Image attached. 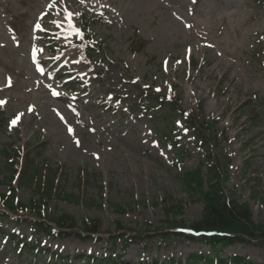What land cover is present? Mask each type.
I'll use <instances>...</instances> for the list:
<instances>
[{
  "label": "rangeland",
  "instance_id": "374dc122",
  "mask_svg": "<svg viewBox=\"0 0 264 264\" xmlns=\"http://www.w3.org/2000/svg\"><path fill=\"white\" fill-rule=\"evenodd\" d=\"M84 24L89 61L77 47L75 31ZM132 40H143L145 50L131 51ZM263 51L264 0H0V194L13 188L15 202L38 199L5 166V153L15 157L34 144L36 161L62 170V192L40 202L42 215L65 213L77 226L99 219L101 229L95 238H61L34 226L36 219L6 213L0 231L38 248L34 256L13 251L0 235V264H50L51 254L67 257L55 264H86L80 255L186 264L194 253L208 254L200 235L166 227L167 219L200 217L202 202L190 198L182 177L201 164L206 171V149L226 170L225 195L247 202L253 219L264 222ZM246 100L241 111L258 117L246 125L243 117L241 127L234 121ZM194 102L214 125V144L202 143L187 122ZM241 128L253 137L254 174L243 164ZM164 196L182 201L181 215H166ZM123 233L138 235L125 252ZM232 255L264 264V243H235L221 257Z\"/></svg>",
  "mask_w": 264,
  "mask_h": 264
},
{
  "label": "trees",
  "instance_id": "16d2710c",
  "mask_svg": "<svg viewBox=\"0 0 264 264\" xmlns=\"http://www.w3.org/2000/svg\"><path fill=\"white\" fill-rule=\"evenodd\" d=\"M79 41L81 45L77 44L79 57L82 61H89L91 57V51L93 45L86 35L85 30L78 29ZM145 42L143 40H132L131 51L137 52L145 50ZM53 50H56L53 47ZM195 61H192L191 66H195ZM173 96V95H172ZM171 96V97H172ZM173 103L176 101L172 98ZM102 102V101H100ZM251 103L249 100L244 101L237 108L240 109L238 117L234 123L243 126L240 123V119L247 115L248 121L255 120L258 117V112L251 109L244 115L241 111L243 105ZM241 106V107H240ZM1 118V117H0ZM187 122L198 133V137L205 145L214 144L215 140L219 138L215 135L213 130V123L205 121L203 118L202 105L200 103H192L189 111V117ZM246 121L243 122L245 124ZM238 138L241 140L240 145L245 152L244 166L250 172H255V164L252 162L251 154V142L252 136L248 135L245 128H241L238 131ZM243 138H246L243 141ZM213 142V143H212ZM34 144H26L23 150H16L15 157L11 156L9 152L5 153L8 163L5 164L7 170L11 172V180L16 177L21 185L29 186L33 192L37 194L38 199H30L28 204L22 202H15L13 195V188L8 194H0V217L5 216L6 213H16L20 216L34 217V226L40 227L46 231L49 235L55 234L61 238L68 234L75 233L77 235L84 234L83 236L95 238L97 234L101 233L99 219L84 220L82 226H77L74 217L62 213L42 215V207L40 202L46 203L49 196H51L56 190L59 193L62 192L58 177L62 176V170H55L47 161L39 160V151H33ZM36 148H38L36 146ZM41 153V152H40ZM250 157V158H249ZM12 159V160H10ZM10 160V161H9ZM206 171H202V165L197 168L186 171L183 174L182 181L184 183V189L189 194L190 198L199 200L202 202L201 215L196 220L191 221H178L173 222L170 219L166 220L167 228L172 229L173 226H179L180 228H188L197 233L204 232L200 237L208 245L210 252L208 254L194 253L189 256L186 264H255L252 261L247 260L245 257L233 255L229 258H223L220 256L222 251L229 245L235 242H248L251 240H260L264 243V223L254 222L252 219V213L247 203H239L236 199H231L225 195L223 191V183L227 179L226 170L218 163L217 158L212 154L211 150L206 149ZM84 180L82 183H87L88 175L84 174ZM251 181H255V187L260 182L259 179L253 178ZM55 190V191H54ZM254 192L261 194L259 189ZM74 199L79 202L81 199ZM264 198V197H263ZM264 202V199H260ZM162 206L166 215H181L183 212V203L180 200L173 199L170 196H164L161 199ZM45 205V204H43ZM1 208L4 210L2 211ZM48 216V217H47ZM42 217H47L48 222H44ZM152 229V228H151ZM158 227L154 231H158ZM162 233V235H168L169 232ZM182 234V233H180ZM2 237H8V241L12 245L13 251L19 253L28 252L33 254L36 251L37 246L28 244L18 234H7L0 231ZM138 235L132 234L130 239L125 236V233L119 235L125 242L124 252L127 249L129 240L135 238ZM34 256V254H33ZM67 258V257H66ZM65 257L59 254H51L50 264H55L56 260L60 262L66 260ZM77 258L79 260H85L86 264H132L131 262L122 259V255L113 258L112 256L102 259L89 257L86 255H80ZM31 263L33 260L30 261ZM186 262V261H183ZM133 264H182V260L175 258H169L163 262L158 261H137Z\"/></svg>",
  "mask_w": 264,
  "mask_h": 264
},
{
  "label": "snow or ice",
  "instance_id": "6c2138e0",
  "mask_svg": "<svg viewBox=\"0 0 264 264\" xmlns=\"http://www.w3.org/2000/svg\"><path fill=\"white\" fill-rule=\"evenodd\" d=\"M81 2H83V0H81ZM69 15H71V14H69ZM35 27L37 28V29H41V23H39V22H37L36 24H35ZM77 34H79V32L77 31ZM10 79H9V86H10ZM54 95H58V93H53ZM3 103H5L4 101H0V104H3ZM32 109L31 108H29V111H31ZM23 114L21 113V114H18L11 122H10V124H12V125H15L16 123H17V121L20 119V116H22ZM69 131L71 132L72 130L71 129H69ZM78 143V142H77Z\"/></svg>",
  "mask_w": 264,
  "mask_h": 264
}]
</instances>
